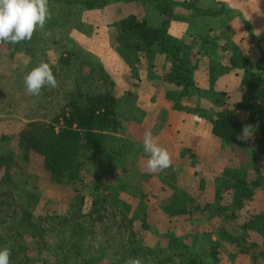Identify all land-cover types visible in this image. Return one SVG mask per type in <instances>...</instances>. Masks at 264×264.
Instances as JSON below:
<instances>
[{"label":"rangeland","instance_id":"1","mask_svg":"<svg viewBox=\"0 0 264 264\" xmlns=\"http://www.w3.org/2000/svg\"><path fill=\"white\" fill-rule=\"evenodd\" d=\"M62 1L48 0L51 20L46 21H52L53 25L45 22L43 29L36 28L30 40L14 46L15 54L11 48L13 58L8 56V52L3 54L5 49H2L0 86L4 87L6 95H12L10 98L20 96L21 99L24 97L22 94L27 92L24 80L18 81L17 75L24 79L26 73L41 62L56 65L64 53H81L88 58L91 55L114 83L117 117L126 131L120 137L131 143V147L123 158L111 166L101 191L90 190L99 173L96 170L105 167L101 160H96V164L88 163L82 179L70 188L59 186L47 177L41 157L29 153L27 161L22 159L17 147V133L26 120L21 116V111L7 109L6 114L0 116V157H11L12 162L8 171L10 183L1 182L5 167L0 169V195L10 191L19 212L28 209L38 216L47 213L65 215L78 196L83 198L80 209L85 214L91 208L93 197L103 198L105 207L114 206L118 216H125L126 222L119 220V217L115 218L114 224L119 223L118 229L125 228V224L127 226L130 222L127 229L132 236H127L142 247L158 252L156 254L160 260L168 256L176 257L182 249H189L205 264H250L249 255L237 254L238 251L232 246L226 248L220 245L214 257L209 253V247L219 241L217 229L223 217L216 216L214 212L218 205L230 214L234 211L237 217L227 223L231 233L237 232L239 225L245 224L247 215L264 211V154L252 151L249 146L246 149L247 145H235L237 148L234 149L229 144L223 146L220 140L212 136L211 140L196 138L193 128L192 131L186 128V134L193 138V141L186 142V134L181 132L183 128L176 129L180 119L182 123H187L184 120L187 116H198L205 126H209L211 133L209 111L229 109L231 106L235 108L233 103L239 98L235 89L240 79L249 75L254 82L264 80V0H173L176 3L187 1L200 8L224 7L230 10L229 14L214 19L217 21L199 24L198 19L208 17L193 18L192 12L173 8L176 21L184 18L172 25L178 34H170V25L167 30L171 43L179 44L176 50L179 56L209 52L207 44L213 42L212 53L206 58L217 61L225 58L227 52L223 49L228 48L226 45L229 37L226 29H232L236 37V50L229 56L234 57L242 51L245 54L243 56L250 61L237 68L242 74L237 84L232 75L224 74L220 64L221 68L218 66L215 69L216 75L204 77L207 80L200 81V87L195 84L198 91L191 90L184 97H178L172 91L171 84L163 81L170 67L163 55L154 54L151 59H146L142 51L137 52L132 48L131 52L123 46L112 49L109 45L110 25L124 18L128 10H138L137 15L144 17L149 25L157 26L162 16L155 10L132 1L128 4H109L101 10L89 11L83 6L65 5ZM251 7L254 9L250 10ZM245 8L252 14L255 23L245 20ZM240 31L245 32L246 36L243 33L242 37ZM233 44L234 41L229 46L234 47ZM197 56L200 58L201 54ZM218 78L221 81L215 83ZM35 99H38L37 95L30 97L31 101ZM235 113L237 120L243 119L244 115L240 111ZM174 130L179 134L175 136L172 133ZM146 131H151L158 146L166 149L170 155L171 165L162 172H149L145 166L147 157L143 152V136ZM2 137L8 139L2 140ZM247 139L250 141L246 143L251 145L252 135L245 134L243 141ZM240 149L245 151L241 153ZM237 154L238 159L235 158ZM254 165L256 171L252 169ZM257 175H260L258 178L261 185L253 190L251 200L238 199L232 191L224 192V187H233L238 180L248 186ZM118 179L124 183L116 182ZM176 194L189 197L193 203L187 211L190 212L188 215L169 218L167 211L172 215L175 212L173 196ZM217 196L220 197L217 199L221 201L220 204L215 200ZM232 199L235 205L243 201L242 206L232 208ZM206 204L212 206L211 213L204 211ZM263 233V230L258 233L248 232V241L262 245ZM26 241L32 250L31 240ZM106 258L99 261V264H106Z\"/></svg>","mask_w":264,"mask_h":264},{"label":"trees","instance_id":"2","mask_svg":"<svg viewBox=\"0 0 264 264\" xmlns=\"http://www.w3.org/2000/svg\"><path fill=\"white\" fill-rule=\"evenodd\" d=\"M132 1L138 2L142 7L152 8L162 16V20L157 26L149 25L144 17L137 16L136 9L129 10L124 18L110 25V47L116 49L123 46L131 52L133 48L137 52H144L146 59H151L154 54H161L165 62L170 63L163 81L176 88L178 97L186 96L191 90L198 91L194 81L196 64L190 54L178 55L176 50L179 44H172L168 35L170 23L176 21L173 8L179 7L192 12L193 18H218L229 14L230 11L224 7L199 9L187 1L176 3L173 0H63L62 3L68 6H83L93 11L101 10L109 4H128ZM46 23L53 25L52 21ZM16 45L18 44L0 42V53L4 48L3 54L8 52V56L13 58ZM11 48L14 49L13 54ZM243 55L245 54L239 52L230 57V67L237 68L239 61L240 67L250 62ZM89 57L68 52L59 58L56 65L48 63L57 86L42 88L41 94L37 95L38 99L34 101L30 100V97L34 96L28 93H20L24 96L21 99L20 96L10 98L12 95H6L4 87L0 86V116L6 114L7 109L22 112L21 116L26 123L17 133V147L22 159L27 161L29 153L41 157L47 177L59 186L70 188L82 179L88 163L96 164V160H101L105 167L96 170L99 173H96L97 178L90 186V190L96 192L102 190L109 169L119 158L124 157L131 143L120 137L126 131L117 117L114 83L101 65L94 61V57ZM17 76L18 81L23 82V76ZM238 91L240 96L235 111H209L211 134L220 140L223 146L229 144L234 149L247 145L246 149L249 146L252 151L264 154V80L254 82L249 75H245L240 81ZM239 110L246 114L243 121L234 116ZM245 134L252 135L251 145L246 143L250 139L243 141ZM6 139L8 137H2V140ZM235 145L237 147H234ZM240 150L241 153L245 151ZM235 158L238 159L239 155ZM11 162V157H0V169L5 167L1 175L2 183H10L8 171ZM252 169L257 170L255 165ZM259 176L254 177L248 186L238 180L235 186L224 187V192L232 191L236 198L248 200L253 195V190H257L261 185ZM117 181L124 183L122 179ZM10 193L8 191L0 195V247L10 249L9 264H99L105 257L106 264H127L129 259H139L141 264H205L189 249H182L176 257L158 259V252L142 247L129 238L132 236L127 229L130 222L127 226L125 224V228L118 229L119 223L114 224L115 218L119 217V220L126 222L125 216H118V210L114 206L105 207L103 198L93 197L91 208L85 214L80 209L83 198L78 196L67 214L47 213L38 216L28 209L19 212L15 198ZM104 193L106 194L105 191ZM219 196L216 201L220 199ZM173 200L175 212L172 215L167 211L169 218L190 213L187 211L193 201L189 197L176 194ZM217 202L220 204L221 201ZM232 202L234 204L231 203L230 206L234 209L243 204L241 201L235 205L233 199ZM205 207L204 211L211 213L212 206L206 204ZM217 208H214V212L216 216L223 217V221L217 229L219 241L212 243L209 253L214 257L220 245L226 248L232 246L238 251L237 254L249 255L250 264H264V240L262 245L248 241V232H264V211L247 215L245 224L239 225L238 231L231 233L227 223L237 219L234 211L230 214L219 205ZM27 239L31 240L32 250L28 248ZM114 257L119 259L115 261Z\"/></svg>","mask_w":264,"mask_h":264},{"label":"clouds","instance_id":"3","mask_svg":"<svg viewBox=\"0 0 264 264\" xmlns=\"http://www.w3.org/2000/svg\"><path fill=\"white\" fill-rule=\"evenodd\" d=\"M49 18L48 0H0V42L15 45L30 40L36 28L43 29ZM56 86L52 68L46 62H41L24 76L25 91L33 96L39 95L44 87ZM143 152L149 172H162L170 167L168 151L158 146L151 131L144 133ZM9 257L10 249L0 247V264H9ZM127 264H141V261L129 259Z\"/></svg>","mask_w":264,"mask_h":264},{"label":"crops","instance_id":"4","mask_svg":"<svg viewBox=\"0 0 264 264\" xmlns=\"http://www.w3.org/2000/svg\"><path fill=\"white\" fill-rule=\"evenodd\" d=\"M244 7H246V6H244ZM198 8L199 9H215V8H212V7H208V8L207 7H205V8L198 7ZM252 9H254V8L251 7L250 10H252ZM228 11H230V10H228ZM128 12H129V10H128ZM137 12H138V10L136 11V14H137ZM245 14H246V16H245V20L246 21H252V23H255L254 22V18L252 17V14L247 10V8H245ZM137 16L138 17H141V15H137ZM202 17H205V16H200L198 18H202ZM181 18H182V20H184L183 17H181ZM181 18L178 19V21L181 20ZM206 19H208V20H206ZM214 19L215 18L208 17V18L198 19L197 21H198L199 24L202 23V22H206V21H209V22L212 23L213 21H217V20H214ZM235 20L236 21H240L238 19H235ZM178 21H176V22L173 21L170 24V34L171 35H176V34L179 33V32L178 33L175 32V30H174L175 27H173ZM226 31H228L230 38L228 37V42H227V45H226L228 48H224L223 49L224 51L226 50V52H227V55H226L225 58H220L218 61L216 59L206 58V57H209L210 53H212V48L214 47L212 45L213 42L212 43L210 42L209 44H207L209 46V52H204V53H199V54H198V52H196V54H194V55L191 56V58L193 59L194 63H196V69L194 70V81H195V84L198 85V83H200V81L207 80V79H204V77L209 78V77H212V75L213 76L216 75L217 72H215V69H218V66H219V69L221 67L224 69V74H226L227 76L228 75L229 76L232 75V77L235 78L236 84H237V80L239 79V77H242L241 72L237 71V68L240 67L239 64H241V61L238 62L237 68L234 67V66H231L230 67V63H229V59H230V56L229 55L231 54V52H234L236 50V41H235L236 40V37H235V32L232 29H230V30L229 29H226ZM240 33H241V31L239 32V34ZM243 33H244V36H246V33L242 31V33H241L242 37H243ZM233 41L235 42V44H233L234 47L233 46L232 47L229 46ZM244 45H246V44H244ZM200 54H201V57L198 58L199 56H197V55H200ZM220 64H221V67H220ZM212 71H214V72H212ZM223 76H225V75H223ZM223 76H221V77H223ZM241 79H240V81H241ZM220 81L221 80H219V78H218L215 83L220 82ZM236 84L234 85V87L236 86ZM239 85H240V82H239L238 86L235 89L238 92V94H239V91H238ZM172 91L176 92V88L174 86H172ZM232 98H236V96H234V97L232 96ZM237 99L239 100V98H236L235 101H234V103H233V105H235V107H236V104L238 102V101L236 102ZM232 107L233 106H231L227 110H231L232 111L233 109H235V108L232 109ZM240 112L244 115V117H242L243 119H240V121H243L245 119V117H246V114L244 112H242V111H240ZM234 116L236 117V113L234 114ZM197 117L198 116H196V117H194V116H192V117L187 116L186 119L184 118L185 121H188L187 123H184V122L182 123L181 122L182 120L180 119V122H178L179 125L177 126V129L176 130H178L179 127H182L183 129L181 130V132H183V133L186 134V132H187L186 128L189 129L190 131H192L191 128H193L195 130V137L196 138L197 137H199V138L202 137V138H206L207 140H211L210 137L212 135H211V133H209V126H205L206 124H204L202 122V120L200 118H197ZM236 119H238V118H236ZM192 123H196V124L193 125ZM176 130H174L172 132V133H174L175 136L179 134L178 131H176ZM210 132H211V129H210ZM214 139H216V138H214ZM185 140H186V142H191V141H193V138L192 137H189L188 134H186ZM198 144H200V143L198 142ZM220 152H222V150ZM222 154H223V152H222Z\"/></svg>","mask_w":264,"mask_h":264}]
</instances>
